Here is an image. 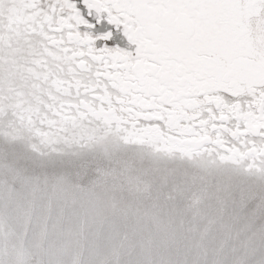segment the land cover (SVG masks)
I'll use <instances>...</instances> for the list:
<instances>
[{"label":"snow or ice","instance_id":"obj_1","mask_svg":"<svg viewBox=\"0 0 264 264\" xmlns=\"http://www.w3.org/2000/svg\"><path fill=\"white\" fill-rule=\"evenodd\" d=\"M0 264H264V0H0Z\"/></svg>","mask_w":264,"mask_h":264}]
</instances>
